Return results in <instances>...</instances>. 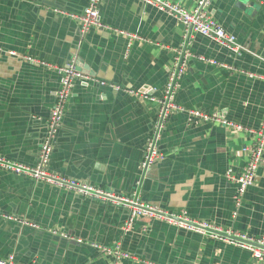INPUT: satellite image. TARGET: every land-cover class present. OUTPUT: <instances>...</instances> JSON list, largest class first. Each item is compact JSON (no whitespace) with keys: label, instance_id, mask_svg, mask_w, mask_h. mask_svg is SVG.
I'll list each match as a JSON object with an SVG mask.
<instances>
[{"label":"crops","instance_id":"crops-1","mask_svg":"<svg viewBox=\"0 0 264 264\" xmlns=\"http://www.w3.org/2000/svg\"><path fill=\"white\" fill-rule=\"evenodd\" d=\"M171 1L187 9L198 2ZM88 2L0 0V155L28 165L40 159L60 74L30 58L54 66L74 59L81 70L123 88L75 82L49 172L186 213L226 233L264 235V159L239 207L234 197L233 178L250 156L244 147L255 141L248 130L174 110L162 133V156L142 169L158 111L142 93L162 94L174 48L185 45L191 53L179 104L264 130V0H213L208 7L237 36L240 55L198 33L185 40L174 15L140 0H102L104 26L83 32L70 14L82 13ZM0 213V256L14 255L17 264H261L247 249L157 218H140L125 231L123 203L2 167ZM116 243L131 256L116 261L94 246Z\"/></svg>","mask_w":264,"mask_h":264},{"label":"built area","instance_id":"built-area-1","mask_svg":"<svg viewBox=\"0 0 264 264\" xmlns=\"http://www.w3.org/2000/svg\"><path fill=\"white\" fill-rule=\"evenodd\" d=\"M102 0H89L88 5L82 11V13H71V17L78 20L81 24L83 32H87L93 27L104 26L101 18L99 5ZM145 4H149L157 7L161 11H165L174 15L177 20L184 27L185 40L193 33H198L206 36L210 39L217 41L219 44L227 48L229 51L236 55H240L243 51V46L239 43L237 36L228 31L220 22L213 19L209 12L208 7L213 0H198L194 9H187L180 4L171 0H140ZM133 36V35H130ZM175 52L172 60V64L169 69V75L167 82L164 86V90L161 95L142 93L144 98L154 101L157 104V120L154 123L152 133L147 140L144 148L142 169L147 171L152 167L157 160L162 156L160 151V141L162 139V133L166 127L167 120L174 110L187 111L190 114H195L203 119L218 122L224 126H230L237 129H245L254 134L255 141L251 145L244 147L245 151H248L250 156L247 160L243 171L233 178L237 184V192L235 193L236 206L241 205L243 195L247 192V189L254 184L256 173L264 159V130L247 129L242 124L229 121L222 117L219 113H204L195 111L193 109L186 108L178 103L176 96L186 68L187 59L191 55L190 51L186 49L185 45L181 48H174ZM14 54V52H12ZM32 62L44 64L48 67L55 68L60 74V87L57 92V99L55 105L51 111L50 119L48 120L47 136L43 141L40 159L36 165H28L19 161L10 160L0 155V167L15 172L17 174H23L35 179L45 180L50 183L57 184L61 187L69 189H75L77 192L96 196L103 200L110 201L112 203H123L128 207L129 215L124 224V230L130 231L136 222L140 218H157L159 220L166 221L171 224H175L178 227L184 228L188 231L207 235L214 239L226 241L231 244H235L241 248L247 249L251 252L253 257L264 264V235L260 237H252L243 233L223 232L221 229L215 227L207 221H196L186 216V213H172L157 206L144 203L134 197L120 196L115 193L106 191L100 187H95L87 183H80L74 179H67L65 177L53 174L48 171L47 165L51 159V155L54 148V138L63 124V118L67 106V102L71 96L72 88L76 81L82 83H97L100 86H109L117 90H121L120 84L107 82L97 76L91 75L81 70L76 60H72L64 65L54 66L43 60H36L30 58ZM252 76L254 74H251ZM134 92V90L129 89ZM1 215V213H0ZM4 217L17 221L20 224L32 225L37 227L38 225L14 215L4 214ZM82 242L81 239H78ZM94 246L103 255H113L118 261L122 258H129L131 255L122 249L120 243H116L115 246H108L103 244H94ZM0 264H17L14 255L5 257L0 256ZM30 264H34L33 262ZM150 264H159L150 262Z\"/></svg>","mask_w":264,"mask_h":264},{"label":"water","instance_id":"water-1","mask_svg":"<svg viewBox=\"0 0 264 264\" xmlns=\"http://www.w3.org/2000/svg\"><path fill=\"white\" fill-rule=\"evenodd\" d=\"M46 136V135H45Z\"/></svg>","mask_w":264,"mask_h":264}]
</instances>
